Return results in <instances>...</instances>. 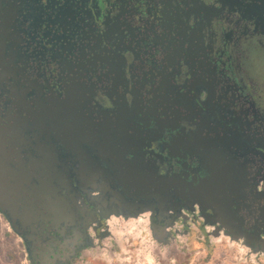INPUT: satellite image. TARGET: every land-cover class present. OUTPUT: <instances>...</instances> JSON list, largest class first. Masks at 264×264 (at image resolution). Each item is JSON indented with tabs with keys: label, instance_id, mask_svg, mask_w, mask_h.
I'll return each instance as SVG.
<instances>
[{
	"label": "flooded vegetation",
	"instance_id": "1",
	"mask_svg": "<svg viewBox=\"0 0 264 264\" xmlns=\"http://www.w3.org/2000/svg\"><path fill=\"white\" fill-rule=\"evenodd\" d=\"M43 138L67 220L30 264L143 231L155 264L191 237L264 260V0H0V142L40 172Z\"/></svg>",
	"mask_w": 264,
	"mask_h": 264
},
{
	"label": "water",
	"instance_id": "2",
	"mask_svg": "<svg viewBox=\"0 0 264 264\" xmlns=\"http://www.w3.org/2000/svg\"><path fill=\"white\" fill-rule=\"evenodd\" d=\"M38 144L41 145L43 163L41 171L34 172L15 165L10 159L11 151L6 150L3 142H0V213L6 218L11 231L24 242L29 253H34L40 243L45 246L44 251L49 252L51 237L43 230L46 227L56 228L67 220L55 208L56 201L61 199V191L66 189V170L58 171V167L52 163L55 158L51 154L53 147L49 138H43ZM63 163L65 165L64 160ZM65 204L59 207H65Z\"/></svg>",
	"mask_w": 264,
	"mask_h": 264
},
{
	"label": "rangeland",
	"instance_id": "3",
	"mask_svg": "<svg viewBox=\"0 0 264 264\" xmlns=\"http://www.w3.org/2000/svg\"><path fill=\"white\" fill-rule=\"evenodd\" d=\"M149 240L146 232L128 239L122 244V252H117V259L112 264H155L144 250ZM191 252L185 264H264L262 258L247 257V254L235 247H227L222 242L199 241L191 237L187 244ZM0 264H30L21 240L11 232L8 225L0 219Z\"/></svg>",
	"mask_w": 264,
	"mask_h": 264
},
{
	"label": "crops",
	"instance_id": "4",
	"mask_svg": "<svg viewBox=\"0 0 264 264\" xmlns=\"http://www.w3.org/2000/svg\"><path fill=\"white\" fill-rule=\"evenodd\" d=\"M26 251V250H25Z\"/></svg>",
	"mask_w": 264,
	"mask_h": 264
}]
</instances>
